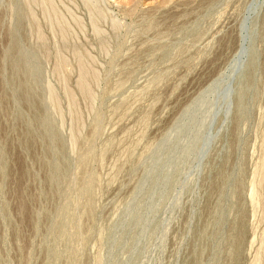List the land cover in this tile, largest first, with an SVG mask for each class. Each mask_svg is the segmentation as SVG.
Masks as SVG:
<instances>
[{"label": "rangeland", "instance_id": "rangeland-1", "mask_svg": "<svg viewBox=\"0 0 264 264\" xmlns=\"http://www.w3.org/2000/svg\"><path fill=\"white\" fill-rule=\"evenodd\" d=\"M143 1L0 0V264H264V0Z\"/></svg>", "mask_w": 264, "mask_h": 264}, {"label": "bare ground", "instance_id": "bare-ground-1", "mask_svg": "<svg viewBox=\"0 0 264 264\" xmlns=\"http://www.w3.org/2000/svg\"><path fill=\"white\" fill-rule=\"evenodd\" d=\"M142 2H144V1L142 0ZM21 14H22V13H21ZM23 15H24V14H23ZM19 17H20V16H19ZM14 38H15V37H13V39H14ZM15 41H16V40H15ZM10 45H12V48L15 49L16 47L14 48V46H16V45H18V44H17V43L15 44V42H14V40H13L12 44L10 43ZM16 49H17V48H16ZM11 50H12V49L10 48V51H11ZM15 52H16V50H15ZM13 53H14V51L12 52V54L10 53L11 55H9V57H10V56H14L15 54H17V52H16L15 54H13ZM17 56H18V55H17ZM10 58H11V57H10ZM8 59H9V58H8ZM11 59H12V58H11ZM15 59H16V61H15V63H14L15 65L13 64V60H14V58H13V60H9V61H12V63L8 62V63H10V65L12 66V67H11V71H12V69H13V71H14V69H16V71H17L20 67H22V60H21V58L18 59V57H17V58H15ZM17 60H18V61H17ZM12 64H13V65H12ZM14 66H16V67H14ZM24 68H25V67H24ZM19 70H20V69H19ZM16 71H14V73H15ZM18 73H19V72H18ZM25 73H26V72H24L23 74L25 75ZM23 74H22V75H23ZM14 75H15V74H14ZM14 75H13V76H14ZM18 75L20 76V74H17V76H18ZM22 75H21V76H22ZM24 75H23V76H24ZM26 75H27V74H26ZM17 76L15 75V78H16ZM23 76H22V77H23ZM22 77H20L21 80L23 79ZM24 77H25V76H24ZM26 77H27V76H26ZM20 78H19V79H20ZM17 79H18V77H17ZM17 79H16V80H17ZM26 79H27V78H26ZM82 79H83V78H82ZM82 79H80V80H82ZM21 80H20V81H21ZM23 80H24V79H23ZM27 82H28V81H27ZM80 82H81V81H80ZM83 83H84V82H83ZM17 84H18V82H17ZM79 85H80L79 87H81V84H79ZM26 86H28V85L26 84ZM17 87H18V86H17ZM28 87H29V86H28ZM28 87H26V88H27V89H30V88H28ZM82 87H85V86L82 85ZM82 87H81V88H82ZM26 88H25L24 85L20 82L17 91L20 92V93H19V92H18V93H19V96H20L21 99H22V98L25 99L26 97H27V99H28V96L26 95V92H28L29 90H27ZM25 89H26L27 91H26ZM83 89H84V88H83ZM83 89H81V93H82V90H83ZM85 90H86V89H84V91H85ZM32 91H34V90H32ZM84 91H83V92H84ZM34 92H35V91H34ZM86 92H87V91H86ZM30 93H31V91H30ZM28 95H29V94H28ZM32 95H33V92H32ZM84 95H85V94H84ZM86 95H87V94H86ZM31 97H34V96H31ZM31 97H29V98H31ZM36 98H37V97H36ZM36 98H35V100H36ZM27 99L25 100V102L27 101L26 104L23 103L24 100H22L21 103H22L23 105H26V106H27V103L29 102ZM31 99H33V98H31ZM31 99H29L30 102H32L31 105H32V104H33V105L36 104V103H34L33 101H31ZM35 100H34V101H35ZM36 101H38V100H36ZM28 104L30 105V103H28ZM31 105H30V106H31ZM36 105H37V104H36ZM36 105H35V108H36ZM30 106H28V107H30ZM37 106H38V105H37ZM0 107H1V106H0ZM38 107H39V106H38ZM38 107H37V108H38ZM30 108H31V107H30ZM32 108H33V107H32ZM37 108H36V110H37ZM0 109H1V108H0ZM30 112H32V111H30ZM35 112H36V111L34 110V114H35ZM37 113H38V111H37ZM31 115H32V114H31ZM35 115H36V114H35ZM35 115H34V116H35ZM38 115H39V114H38ZM38 115H37V116H38ZM34 116H32L33 119H34ZM37 116H36V117H37ZM39 118H40V117H39ZM19 120H21V118H20ZM41 120H42V119H41ZM33 121L35 122V119H34ZM43 121H44V120H43ZM43 121H42V122H43ZM28 123H29V122H28ZM28 123H27V125H28ZM40 123H41V122H40ZM29 124H30V123H29ZM31 124L34 125V126L31 125L33 128L36 127V126H35L36 123L34 124V123L31 122ZM24 125H25V124H24ZM39 125L42 127V123L39 124ZM22 126H23V125H22ZM28 126H29V125H28ZM28 126H26V127H28ZM31 126H30V127H31ZM23 127H24V126H23ZM26 127H25V128H26ZM23 129H24V128H23ZM27 129L29 130L30 128H27ZM31 129H32V128H31ZM35 129H36V128H35ZM38 129H39V128H38ZM25 130H26V129H25ZM32 130H33V129H32ZM23 131H24V130H23ZM29 131H30V130H29ZM33 131H34V130H33ZM33 131H32V132H33ZM32 132H30V133H32ZM38 132H40V131H38ZM27 133H28V132H27ZM27 133H26V131H25V134H27ZM34 133H35V132H33L32 134H34ZM28 134H29V133H28ZM28 134H27V136H29V138H32L33 135L31 136V134H30V135H28ZM38 134H39V133H38ZM41 135H42V134H40L39 136H41ZM52 135H53V134H52ZM54 135L57 136L56 134H54ZM23 136H24V134H23ZM25 136H26V135H25ZM30 136H31V137H30ZM34 136H35V134H34ZM36 137L38 138L37 135H36ZM36 137H35V139H36ZM25 138H26V137H25ZM41 138H42V136H41ZM53 138H54V137H52V141L55 140V139L53 140ZM57 138H58V136H57ZM35 139H33V140H35ZM26 140H27V142H28V140H30V139H26ZM31 141H32V139H31ZM36 141H37V140H35V142H36ZM29 142H30V141H29ZM33 142H34V141H32L31 144H33ZM55 142L57 143V140H56ZM53 143H54V142H53ZM56 143H55V144H56ZM27 144L29 145V143H25V145H27ZM57 144H58V143H57ZM43 159H44V158H43ZM36 160H37V159H36ZM38 160H39V159H38ZM38 160H37V161H38ZM39 161L42 162L41 160H39ZM40 164H42V163H40ZM43 165H44V164H43ZM43 165H41V166H43ZM39 166H40V165H39ZM57 170H58V169H57ZM65 171H66V170H65ZM48 181H49V180H48ZM51 181H52V179H51ZM57 183H58V182H57ZM19 200H20V199H19ZM19 200H18V201H19ZM21 201H22V200H21ZM23 201H24V200H23ZM22 203H23V202H22ZM19 204H20V201H19V203H18V206H21V205H22V204H21V205H19ZM24 204H25V203H24ZM25 208H26V209H25ZM20 209H21V210H20ZM19 210H20V211H23L24 214L27 215V212H28V211L26 212L27 207H25V205H24V208H23V207H22V208L20 207ZM23 212H22V213H23ZM22 213H21V214H22Z\"/></svg>", "mask_w": 264, "mask_h": 264}]
</instances>
